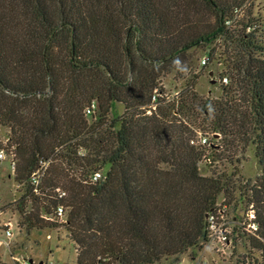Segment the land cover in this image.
I'll return each instance as SVG.
<instances>
[{"label":"trees","instance_id":"1","mask_svg":"<svg viewBox=\"0 0 264 264\" xmlns=\"http://www.w3.org/2000/svg\"><path fill=\"white\" fill-rule=\"evenodd\" d=\"M244 1L0 0V125L20 229L65 227L77 264H154L200 246L207 212L219 202L235 212L237 190L259 231L234 228V262L264 264V26L239 20ZM216 40L228 82L203 96L191 52ZM173 72L188 76L169 98L160 83ZM116 104L124 109L112 114ZM248 146L260 173L236 184ZM57 204L68 208L63 223Z\"/></svg>","mask_w":264,"mask_h":264},{"label":"rangeland","instance_id":"2","mask_svg":"<svg viewBox=\"0 0 264 264\" xmlns=\"http://www.w3.org/2000/svg\"><path fill=\"white\" fill-rule=\"evenodd\" d=\"M239 20L246 21L247 17L258 20L264 26V0H245L242 4ZM264 28V27H263ZM261 39L264 42V31L261 32ZM214 48V58L209 61L206 66H200L199 60L203 56H207L209 49ZM223 44L220 40L213 41L207 46H201L194 49L192 71L197 77L194 79V90L203 96L210 94L211 96H219L221 90L219 88V72L223 69L222 62L218 60V53L223 51ZM182 77L175 75L174 72L161 79V86L164 93L169 98L173 97L184 86V79L188 74H181ZM121 104H116L112 114H119L123 111ZM9 131L6 127L0 125V150H3L6 158L0 162V239L3 238V231L7 222L11 223V237L8 241L9 246H0V263L1 264H17L13 258L19 260L27 259L29 264H77L74 246L69 239L67 230L63 226L55 229L37 230L33 229L27 232L18 226L19 214L15 205V200L21 194L20 186L14 181V170L9 164L10 155L6 151L7 136ZM205 135L211 140V135L198 132L197 136ZM196 136V137H197ZM195 137V138H196ZM3 148V149H2ZM206 152V151H205ZM241 156V162L237 165V174L234 177L236 184H244L250 181L254 182L255 177L260 173V168L254 157L253 147L248 146ZM221 162H217L220 164ZM45 166V165H44ZM217 170L221 169V164L217 166ZM202 174H211L214 166L208 167L204 161L199 163ZM239 192L236 190L232 196L233 204H236V210L241 211L247 205L244 198H239ZM222 197L219 198L221 200ZM253 204V203H252ZM254 208L255 205L253 204ZM66 207V212H67ZM241 249V248H240ZM244 251L247 248H242ZM241 249V250H242ZM243 251V250H242ZM230 248H222L219 245L205 246L200 245L194 248H188L182 253L166 257L158 263L154 264H175L183 262L189 264L192 258H199L204 255L214 264H234L235 255L231 253ZM246 252V251H245ZM251 257L257 258V251H252ZM31 260V262H30ZM255 264H257L255 262Z\"/></svg>","mask_w":264,"mask_h":264},{"label":"built area","instance_id":"3","mask_svg":"<svg viewBox=\"0 0 264 264\" xmlns=\"http://www.w3.org/2000/svg\"><path fill=\"white\" fill-rule=\"evenodd\" d=\"M240 9L236 10L239 12ZM231 20H228L226 23L229 24ZM249 29H247L248 31ZM209 63L208 56H203L199 60L200 66H206ZM220 81V80H219ZM223 84L228 82L227 77L223 76L220 81ZM177 92L175 95H177ZM159 93L154 90V94L152 96V100H156V96ZM95 109V104L91 103L85 110L86 114H91ZM149 112V111H148ZM209 138L205 135H200L197 138V143L201 145H208ZM194 143V141H191ZM6 158L5 153L3 150H0V162ZM208 161V159H206ZM205 161V162H206ZM9 164L12 170L15 168V159L13 155L9 157ZM41 165L39 169L33 174L32 183L34 186H37L39 177L41 176L44 166ZM102 177L100 171L93 172L88 178L87 181L89 183L98 182ZM36 190V189H34ZM58 196L62 197L65 195L64 191L57 190ZM52 218L56 220L58 223L65 222L66 218V207L63 204H57L53 208ZM11 223L7 222L5 224V229L3 231V238L0 239V246L4 245L6 248L9 246L7 240L10 239L11 233ZM234 228H237L243 231L246 234H250L252 236L258 237L259 225L256 220V213L255 208L252 203H249L245 206L244 209L241 211H231L229 205L227 203H218L214 208H212L209 212H207L205 217V238L200 243V245L205 246H212V245H219L222 248H230L232 251L233 244H232V235ZM232 253V252H231ZM17 264H29L27 259L19 260L17 258H13ZM248 261V259H247ZM175 264H184L183 262H176ZM189 264H214L212 260H209L206 256L202 255L199 258H192L189 260ZM237 264V263H234ZM246 264H254L246 262Z\"/></svg>","mask_w":264,"mask_h":264},{"label":"water","instance_id":"4","mask_svg":"<svg viewBox=\"0 0 264 264\" xmlns=\"http://www.w3.org/2000/svg\"><path fill=\"white\" fill-rule=\"evenodd\" d=\"M30 262H31V260H30Z\"/></svg>","mask_w":264,"mask_h":264}]
</instances>
